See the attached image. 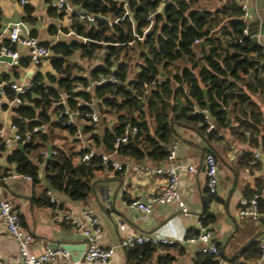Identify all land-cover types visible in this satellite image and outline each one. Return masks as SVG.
<instances>
[{"label": "trees", "instance_id": "16d2710c", "mask_svg": "<svg viewBox=\"0 0 264 264\" xmlns=\"http://www.w3.org/2000/svg\"><path fill=\"white\" fill-rule=\"evenodd\" d=\"M67 1L71 12L57 13L49 4L47 12L59 17L69 13L70 26L60 29L73 31L74 36L54 43L39 41L50 51L52 70L34 72L30 88L20 96L22 102L12 108V124L23 138L30 134V139L22 141V149L10 148L7 153L12 172L29 175L36 182L44 165L43 178L51 189L72 201L85 200L93 192L95 172L104 170V165L96 153L88 162L79 161L89 150L80 147L79 134L86 135L91 147L107 152L126 126H136L137 133L117 148L120 157L163 161L178 130L186 129L209 143L205 150L217 161L219 153L210 142L223 140L226 133L239 139L248 148L237 161L251 164L252 149L264 148V44L244 34L248 22L242 18L238 0ZM80 9L94 16L93 22L81 18ZM25 10L29 11L27 5ZM57 28L51 24L48 31L56 34ZM30 35L36 38V29ZM0 46L16 49L7 38ZM74 56L93 64L71 62ZM28 64L29 57L20 53L14 75ZM109 74L116 80L91 85ZM151 81L155 83L142 102L137 95L142 84ZM8 95L14 93L8 91ZM90 105L101 117L97 130L88 122ZM48 143L53 153L46 160ZM6 150L2 141L0 151ZM260 187H245L243 195L259 193ZM48 191L44 190L39 202L62 208L61 202L50 201ZM212 198L203 200L200 222L205 227L215 220L208 210ZM259 202L264 211L261 197ZM198 233L189 228L184 237ZM259 241L247 244L245 260L259 256ZM173 251L180 255L185 247L179 242H145L125 248L123 264H173L177 256ZM217 263L210 252L200 251L193 259V264Z\"/></svg>", "mask_w": 264, "mask_h": 264}, {"label": "crops", "instance_id": "0c3cea01", "mask_svg": "<svg viewBox=\"0 0 264 264\" xmlns=\"http://www.w3.org/2000/svg\"><path fill=\"white\" fill-rule=\"evenodd\" d=\"M26 5L29 11L25 10V5L19 4L16 0H0V30L8 24L23 22L29 32L36 29V38L39 41L54 43L60 39L69 40L74 36L73 31L65 33L60 29L61 26H70L69 13L63 17L50 16L47 12L46 0H31ZM250 10L248 25L252 31H259L261 27L257 20H261L260 14L264 12V0H250ZM51 24L58 26L56 34L49 33L48 27ZM16 49L22 54L26 51L21 47ZM27 67H21L15 76L13 64L0 61V75L5 74L8 75L6 79L22 82L31 80L32 74L37 70L43 71L41 67L35 70H29ZM45 69L50 70L49 67ZM12 108L6 105L0 107V128L5 130L0 136V143L12 133L9 129L12 123ZM109 120H112V117ZM223 135L225 136L223 140L210 142L219 153L218 179L219 176L221 179H219L217 195L213 196L208 204V210L215 215V220L209 223L207 228L212 231L213 239L219 245L220 256L226 261L224 264H264V260L259 262V256L245 260L243 254L250 241L264 240V223L251 218H241L237 214L239 199L247 197L243 195L245 187L256 189L261 185L260 192L255 194L264 200V158H256L253 155L255 151L264 148L252 149L254 160L244 166L237 161V157L243 149L248 148L247 145L227 133ZM174 141L178 143L173 162L179 167V196L187 212H183L177 202L154 204L148 215H143L129 207L128 203L131 200H145L151 194L159 192L166 183L165 175L148 174L144 172L143 166L158 167L167 164L168 160L150 161L147 158L134 159L120 156L117 158L124 164L121 172L96 171L93 192L85 200L72 201L62 193L51 189L43 178L44 165L40 166L41 174L36 182L12 177L3 180L0 186V200H8L19 212L23 227L36 239V246L39 248L36 249L37 252L44 246L49 247L51 243L67 242L79 245V240L70 238L78 232L60 219L61 214L68 209L80 214L85 207H91L102 223L100 244L113 246L119 243L121 231L117 222L120 221L125 227L137 233H154L181 243L185 247V252L177 255L176 251H173L172 253L177 255L173 264H193V259L201 251L203 243L200 241L190 243L183 239L187 229L195 228L200 231L205 227L201 225L200 218L203 200L208 198L203 158L209 143L198 134L186 129L178 130ZM8 152L9 149L0 151V176L6 175L4 170H7V176L12 173V167L6 162ZM189 164L195 167V172L186 169V165ZM46 188L60 200L63 204L62 208H53L39 202ZM57 213L60 215L58 219ZM63 237L69 238L64 240ZM0 259L19 261L17 242L9 235L2 219H0ZM109 264H123V249L116 250V256Z\"/></svg>", "mask_w": 264, "mask_h": 264}, {"label": "built area", "instance_id": "2783aa9c", "mask_svg": "<svg viewBox=\"0 0 264 264\" xmlns=\"http://www.w3.org/2000/svg\"><path fill=\"white\" fill-rule=\"evenodd\" d=\"M21 5L28 4L31 0H16ZM49 5L56 8L58 12L67 11L71 12L73 7L68 3L67 0H46ZM238 3L242 10V18L246 22L251 17L250 0H238ZM126 5V3H125ZM153 13H150L152 16ZM81 18L93 22L94 16L89 14H80ZM117 21V19L115 20ZM148 30V27L144 29L143 34ZM244 34L248 35V29H245ZM75 34L74 32H72ZM142 34V35H143ZM141 36H137V39H141ZM4 38H7L10 42V46L15 44L16 47L24 48L25 54L29 57V70H35L40 67L45 60L50 56L49 49L39 43V40L30 35L29 30L23 22H15L8 24L0 30V43ZM82 40L86 41L87 38L79 36ZM203 42L200 39H195V43ZM10 55L12 57L13 65H17L19 62L20 53L17 49L11 47L0 46V55ZM264 64V59L262 60ZM116 78L113 74L101 77L96 81H92L91 85H99L105 81H115ZM154 81L144 82L141 86V90L137 95V98L145 102L154 85ZM31 86V80L22 82L12 81L10 79L0 78V107L8 106L14 107L19 105L22 101L20 96L26 92ZM8 91L14 93L13 96L8 95ZM92 110L88 113V122L94 126V129H99L101 125V117L99 112L90 105ZM71 118L75 115L71 114ZM112 116L108 117L111 118ZM211 127V126H210ZM9 129L11 135L4 139V144L7 149L17 147L22 141L30 139V134H26L24 138L22 134L17 131V127L11 123ZM37 127L33 128L36 131ZM5 133L4 128H0V136ZM137 133L136 126H126L121 134L114 137L112 143V149L110 151H102L91 147V141L86 140V135L82 132L79 134L81 140V148H89L87 152H84L80 157V162H88L90 157L96 153L102 158L105 171H119L124 168V164L117 158V148L122 143H126L129 139ZM178 143L173 141L169 146V152L166 157L168 160L167 164L158 167L150 165L143 166L144 172L148 174H162L166 176V183L161 190L155 194H151L145 200L133 199L128 203V206L135 209L137 212L148 215L151 213L154 204H166L170 202H177V205L183 212H187V208L184 202L179 196V182L180 173L179 167L174 164L176 158ZM51 150V154H52ZM254 157L264 158V149L261 151H255ZM203 164L205 167L206 174V194L210 197L217 195L219 190V179H218V161L215 155L208 151L205 153L203 158ZM186 169L190 172H195V167L192 164L186 165ZM8 177L22 178L26 180H32V177L26 174L12 172L9 176H0V186L2 181ZM50 201L59 205L60 200L55 197L50 191L47 192ZM259 196L254 194L251 197H241L239 199V205L237 208V214L241 218H251L256 221L264 223V211L260 209ZM109 206V204L107 205ZM59 208V207H58ZM59 213V212H58ZM56 214V218H59V214ZM0 219H2L6 225L9 235H11L18 245L19 261L11 262L8 260L0 259V264H109L116 256L117 249L132 248L135 245L142 244L145 242L158 244V243H171L173 240L167 236H160L158 234L141 232L137 233L130 228L118 221L117 226L121 231V238L118 244L113 246H104L99 243V237L102 234V223L99 217L94 213L91 207H85L80 214L75 213L73 210L68 209L61 214V220H64L69 224L74 231L84 236L85 250L81 257L74 262L70 256V253L61 248L58 244L56 247L44 246L41 251L39 249L35 237L29 231H27L21 222L19 212L16 211L13 205L8 200H0ZM186 242L194 243L200 241L203 243L201 251L213 253L218 260L217 264H224L226 261L219 255V249L215 240L213 239L212 231L207 227H202L197 235H193L183 239ZM260 253L258 260L262 262L264 260V240L259 241ZM42 247V246H41Z\"/></svg>", "mask_w": 264, "mask_h": 264}, {"label": "water", "instance_id": "95a60500", "mask_svg": "<svg viewBox=\"0 0 264 264\" xmlns=\"http://www.w3.org/2000/svg\"><path fill=\"white\" fill-rule=\"evenodd\" d=\"M80 14L84 15L86 14V11L83 9L79 10ZM261 20H257L258 23H260V30L259 31H252L250 26L248 25V35L253 38L256 42H261L264 44V12L263 14H260ZM203 43V42H201ZM0 61L12 63V57L10 55L2 54L0 55ZM19 149H22L23 145L22 143H19L17 145ZM51 158V143H48L47 150H46V160ZM74 233V232H73ZM69 237H63L64 240H67ZM72 240H79V245L70 244L67 242H63L60 245L61 248L67 250L70 253V256L74 262H76L82 255L83 251L85 250V242H84V236L80 233H74L73 237H70ZM58 244L51 243L50 246L52 248L56 247Z\"/></svg>", "mask_w": 264, "mask_h": 264}, {"label": "rangeland", "instance_id": "374dc122", "mask_svg": "<svg viewBox=\"0 0 264 264\" xmlns=\"http://www.w3.org/2000/svg\"><path fill=\"white\" fill-rule=\"evenodd\" d=\"M71 62H74V63H79L80 65H82V66H87V65H92L93 63L91 62H87V61H82V60H79L78 58H77V56H74V57H72L71 59ZM41 67V69L43 70V71H46V67H49L50 68V70H52V67H51V65H50V60H49V58L47 59V60H45V62L40 66ZM131 73H134L135 72V69L134 68H131ZM219 179H221V176H219Z\"/></svg>", "mask_w": 264, "mask_h": 264}]
</instances>
